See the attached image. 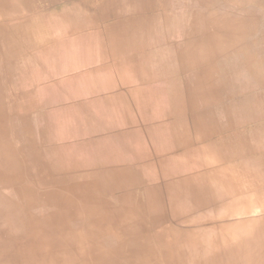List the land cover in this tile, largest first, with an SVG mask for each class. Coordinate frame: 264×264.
Segmentation results:
<instances>
[{
  "label": "crops",
  "instance_id": "0c3cea01",
  "mask_svg": "<svg viewBox=\"0 0 264 264\" xmlns=\"http://www.w3.org/2000/svg\"><path fill=\"white\" fill-rule=\"evenodd\" d=\"M2 118L91 258L264 264V0H0Z\"/></svg>",
  "mask_w": 264,
  "mask_h": 264
},
{
  "label": "rangeland",
  "instance_id": "374dc122",
  "mask_svg": "<svg viewBox=\"0 0 264 264\" xmlns=\"http://www.w3.org/2000/svg\"><path fill=\"white\" fill-rule=\"evenodd\" d=\"M5 45L12 46L11 37L6 36ZM8 72V69H6V76ZM0 123L3 124V118L1 119ZM1 146L2 144L0 143V148ZM4 176L6 175L1 172L0 195L1 197L9 199L11 198L13 200L12 206L16 209L17 214H15V217L13 216L12 220V222H15L12 223L14 228L12 225L5 223L3 219H1L3 217L0 214V264H114L113 262H109V260L106 258V254L103 259H107L108 261L103 259L98 260L99 258H91V256L94 255L91 253L84 254L83 252H87V250L86 246L82 244L80 245L79 251L78 245L75 244V241H77V239L75 238L76 236L72 234L70 230L66 229L68 222H64L62 224L63 227L59 222L55 224L56 228H54L50 223L48 225L46 224L49 236L46 237L42 235V230L36 228L37 221H43L39 220L35 214V198H31L27 195H16L13 191V184L15 182L13 180H2ZM27 192L28 191H26V193ZM24 214L26 216H24ZM22 217L24 218V221L21 222ZM30 221L32 227L29 226ZM21 224H27L30 229L28 227L19 228ZM37 225L44 224L40 223ZM64 225L66 226L64 227ZM35 235H38V237H36ZM38 241H47V243H49L50 245H52V243H57L56 245H52L55 246L56 249L53 247V251L48 254V247L50 245H43ZM87 247L90 250L96 246ZM44 253H46L47 255H45ZM49 257H53L52 260H48L47 258Z\"/></svg>",
  "mask_w": 264,
  "mask_h": 264
},
{
  "label": "bare ground",
  "instance_id": "6f19581e",
  "mask_svg": "<svg viewBox=\"0 0 264 264\" xmlns=\"http://www.w3.org/2000/svg\"><path fill=\"white\" fill-rule=\"evenodd\" d=\"M12 204H13V200L10 198H5V197H1V195H0V214H1V216L3 217V218H1V219H3V221L5 222V223H7V224H10V225H12L13 226V224L12 223H15V222H12V220H13V216L15 217L16 215L15 214H17V212H16V209L15 208H13V206H12ZM24 216H26L25 214H24ZM32 219V218H31ZM22 221H24V218L22 217V220H21V222ZM43 222H39V221H37V223H36V228H38V229H41L42 231H41V234L42 235H44V236H49L48 234H49V232L47 231V222H45L44 220H42ZM40 223H42V224H44V225H37V224H40ZM7 226H9V225H7ZM29 226L30 227H32V225H31V221H30V224H29ZM29 226L27 225V224H21L20 226H19V228H26V227H28L29 228ZM12 228V227H11ZM13 228H14V226H13ZM30 229V228H29ZM22 231V230H21ZM41 234H38V235H41ZM18 235V234H17ZM38 235H35L36 237H38ZM30 237V236H29ZM46 237H43V238H46ZM253 237V236H252ZM39 243H42L43 245H47V244H49V243H47V241H44V242H42V241H38ZM57 242V241H56ZM61 243V242H60ZM57 243H52V245H56ZM37 245V244H36ZM50 245V244H49ZM52 245H50L48 248H49V250H48V254L51 252V251H53V247L56 249V247L55 246H52ZM59 250H60V248H59ZM62 250V249H61ZM45 255H47L46 253H44ZM44 255V256H45ZM53 257H55V256H53ZM53 257H49V258H47L48 260H52V258ZM62 259V258H61ZM54 260H55V258H54Z\"/></svg>",
  "mask_w": 264,
  "mask_h": 264
}]
</instances>
